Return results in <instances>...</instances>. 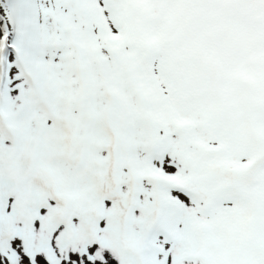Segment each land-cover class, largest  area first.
Instances as JSON below:
<instances>
[{"label":"snow or ice","instance_id":"snow-or-ice-1","mask_svg":"<svg viewBox=\"0 0 264 264\" xmlns=\"http://www.w3.org/2000/svg\"><path fill=\"white\" fill-rule=\"evenodd\" d=\"M0 264H264V0H0Z\"/></svg>","mask_w":264,"mask_h":264}]
</instances>
